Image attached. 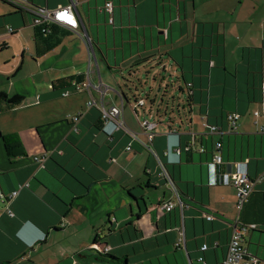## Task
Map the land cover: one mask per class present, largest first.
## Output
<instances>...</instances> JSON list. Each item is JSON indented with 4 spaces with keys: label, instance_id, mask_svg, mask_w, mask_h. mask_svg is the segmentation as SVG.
Here are the masks:
<instances>
[{
    "label": "crops",
    "instance_id": "crops-1",
    "mask_svg": "<svg viewBox=\"0 0 264 264\" xmlns=\"http://www.w3.org/2000/svg\"><path fill=\"white\" fill-rule=\"evenodd\" d=\"M69 1L30 0L51 9ZM108 2L111 13L104 9ZM0 5V94L23 98L21 104L0 111V191L8 194L29 184L10 201L14 216L0 210V264L19 256L23 264L29 254L46 250L42 260L26 263L120 264L125 258V264H204L203 257L206 264H222L237 218L255 225L244 245L248 256L264 264V0L77 4L97 71V52L108 66L112 58L121 68L156 63L164 70L168 57L185 82L192 83L189 117L155 122L150 144L166 163L175 188L160 175L156 156L140 142L122 129L109 134L111 124L103 129L99 106L121 104L120 94L127 126H139L125 108L132 104L124 90L115 93L103 83L98 88L100 71L98 81L93 66H75L78 58L89 59L81 37L69 31L46 52L33 15L2 0ZM7 25L17 32L7 34ZM109 44L115 52L111 58ZM78 74L95 86L90 94L96 106L87 108L88 91L68 88L72 93L62 95L67 89L57 82ZM4 105L0 102V109ZM234 111L241 118L238 129L231 131L226 116ZM205 122L218 129L211 134ZM10 135L19 145L14 158L5 142ZM44 153L42 167L34 157ZM214 153L222 155L225 171L242 162L253 180L260 179L241 211L236 208V188L214 184ZM177 193L183 207L162 211L159 206L177 200ZM181 237L184 243H179ZM96 239L109 244L108 254L116 258L94 250Z\"/></svg>",
    "mask_w": 264,
    "mask_h": 264
},
{
    "label": "built area",
    "instance_id": "built-area-1",
    "mask_svg": "<svg viewBox=\"0 0 264 264\" xmlns=\"http://www.w3.org/2000/svg\"><path fill=\"white\" fill-rule=\"evenodd\" d=\"M4 2H7L16 9H20L23 11L30 12L33 15V25H43V31L49 32L50 30V24H59L61 26H64L65 28L69 29L73 33H76L81 39L87 44L89 49V63L91 64L93 62V54L92 51L93 45L91 42V39L87 36L86 33L81 31V26L79 23V20L77 18V4L79 3V0H70L68 4L66 5H60L56 8H47V7H39L35 6L30 2V0H2ZM106 11L112 12L113 5L111 2H108L105 4ZM110 22H113V18H110ZM5 32L7 34H14L17 32V29L14 28L11 25H7L5 27ZM91 87L93 86L92 82L87 79L83 81H72V90L75 91H88L90 94ZM102 87V82L98 86V88ZM72 90L67 89L63 91V96H69L72 93ZM105 95V94H104ZM103 95V96H104ZM121 105H111L106 106L103 102H101V105L99 106L101 115L104 121L103 129L105 130L109 124L112 125L111 130L109 131V134H112L114 131L122 129L126 133H128L132 140L139 141L146 149H148L150 152H152L158 161L159 167H160V175L165 178L167 183L171 185V187H174L171 175L167 171L164 163L162 162L159 155L152 149L151 142L153 141L155 137V129H156V123L151 122L149 120L142 121L141 124L144 128L145 134L147 136L148 141L143 142L138 139V135L130 130V128L127 126L124 115H123V107H124V99L121 97ZM138 106H143L145 103V99L140 98L137 99ZM97 102L96 99L90 94V98L87 101V108H91L93 106H96ZM138 106H134V111L136 115H138ZM82 114L79 113L75 116H73L74 121L79 120V116ZM256 116H261V113L255 112ZM241 118V114L237 111L230 112L227 114L226 119L229 125V129L231 131H235L238 129L239 124L238 121ZM257 122V121H256ZM205 127H208V123L203 124ZM209 128V127H208ZM210 133H213L218 129L217 126H211ZM262 131H264V127H261ZM128 151L132 149L131 144H129L126 148ZM201 152L205 151V148L202 147L200 149ZM168 151L166 152V154ZM47 159V154L44 153L42 155H38L34 157V160L38 162L42 167L45 166V161ZM212 165L214 167V184L216 183H222L224 185H230L236 188L237 190V202H236V208L238 211H241L243 206L248 202L249 197L251 193L253 192L255 181L251 180L248 176V171L246 168L245 163H238L237 167L230 171H225L222 174V178H218L217 170L220 165L223 164V157L220 153H214L212 156ZM257 181H260L258 179ZM29 184L25 183L21 185L18 189L13 190L12 192L6 194L2 191H0V204H4L5 211L9 216H14V212L9 207L10 201L15 198L22 188L28 187ZM177 205L180 207H183V202L177 193V200H169L163 202L159 207L162 211L170 212L172 211ZM208 219H212L213 216H207ZM231 236L228 243V250L226 257L222 264H258L259 258L255 256H248L247 249L244 245V239L246 233L255 227L253 224H241L238 220H234L231 224ZM184 243L185 239L184 237H181L179 239V243ZM95 250L101 252V253H109L112 247L109 244H98L94 243L92 246ZM207 245L203 246V249H207ZM200 260L205 263L204 258L200 257Z\"/></svg>",
    "mask_w": 264,
    "mask_h": 264
},
{
    "label": "rangeland",
    "instance_id": "rangeland-1",
    "mask_svg": "<svg viewBox=\"0 0 264 264\" xmlns=\"http://www.w3.org/2000/svg\"><path fill=\"white\" fill-rule=\"evenodd\" d=\"M111 47L112 45L109 44V50H107L110 55L109 58H111V56L115 53L114 49ZM7 51L8 50L6 49V53ZM96 54L100 66V70L98 71H100V74L102 76V83L110 87L115 93L117 89L119 91L124 90L129 103L132 104V106L128 105L125 108L128 112H131L135 122L139 126V130L132 131L138 135V139L140 141H143L140 137H143L147 140V136L141 124L142 121H163L164 123H166L171 120L170 118L172 117L176 118V120H186V117H189V88L185 80L183 79L182 74L177 71L175 67L176 64L172 62L170 58H166L165 62L167 68L164 70L160 69L159 64L156 63H139L134 65L133 67L131 65L124 67L121 64L122 67H124L121 68L120 63L118 64V66H116L112 62V58L108 66L107 62L105 60H102L100 54L98 52ZM83 63L85 64L86 70L87 68L90 69V66H93V69H95L97 72V78L99 81V73L97 71L95 62L93 61L90 64L88 57H86L85 60H81L80 58H78L75 62V66H82ZM30 65L32 68H35V64ZM137 98L145 99L146 105L138 106ZM135 105L138 106L137 111L139 112L140 118L137 117L134 113ZM161 126L162 125H160V127ZM0 207V210L4 209V206ZM28 256L30 258H26L25 263L23 264H27L32 259L36 261L42 260L43 257L48 256V251L46 250L43 253L29 254ZM77 259H79V257H77ZM20 263V259H14V262H12L11 264ZM119 263L125 264V258L120 259Z\"/></svg>",
    "mask_w": 264,
    "mask_h": 264
},
{
    "label": "trees",
    "instance_id": "trees-1",
    "mask_svg": "<svg viewBox=\"0 0 264 264\" xmlns=\"http://www.w3.org/2000/svg\"><path fill=\"white\" fill-rule=\"evenodd\" d=\"M5 3H7V2H5ZM11 6H13V5H11ZM14 8H16V7H14ZM17 10H20V9H17ZM20 11H22V10H20ZM34 26L36 28V36H37V38L43 40V43H44L45 48L47 50L46 52H49V51L55 49L59 45V38L60 37H64L65 35H67V32L70 31L69 29L65 28L64 26H61L59 24H54V23L49 25L50 26L49 32H44L43 31V27H44L43 25L35 24ZM82 79H83V74H78V75H75V76H71V77H67V78L61 79L57 83L62 88V90H64V89L72 88V81L73 80L82 81ZM186 84L188 85L189 92L192 91V89H191L192 83L189 82V83H186ZM54 85H56V83ZM189 97H191L190 93H189ZM22 101H23V98L21 96H19V95H16V96H13V97L10 98L6 94L1 93L0 94V102L5 103V105L0 109V111L1 112L8 111L11 108H13L14 106H17V105L21 104ZM13 137H15V136H11L10 135V136H7L5 138L6 147L8 149L9 156L11 158H14V157L17 156V154L15 153V148H16V146L19 147V145H14L12 143V138ZM164 165H165L167 171L169 172L166 163ZM223 172H224L223 165H220L218 167V170H217V174H218V178L219 179L222 178ZM248 176H249V173H248ZM249 178L251 180H253L250 176H249ZM253 181H255V180H253ZM255 182H257V181H255ZM94 243L105 244V243H102V242L98 241L97 239L94 241ZM97 252H99V251H97ZM99 253H101V252H99ZM101 254H106L107 256H109L111 258H116L115 256H112V255H110L108 253H101ZM22 257L23 256H19L18 259H20ZM12 262H14V260H9V261H7V263H4V264H11Z\"/></svg>",
    "mask_w": 264,
    "mask_h": 264
},
{
    "label": "water",
    "instance_id": "water-1",
    "mask_svg": "<svg viewBox=\"0 0 264 264\" xmlns=\"http://www.w3.org/2000/svg\"><path fill=\"white\" fill-rule=\"evenodd\" d=\"M120 96H121L122 98H124V95H123V94H120ZM165 188H167L168 190L171 189L168 185H166Z\"/></svg>",
    "mask_w": 264,
    "mask_h": 264
}]
</instances>
